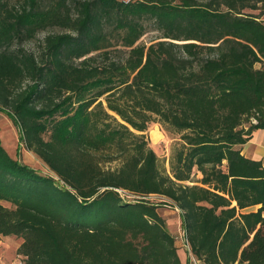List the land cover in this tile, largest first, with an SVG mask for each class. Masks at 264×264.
<instances>
[{
    "label": "trees",
    "instance_id": "trees-1",
    "mask_svg": "<svg viewBox=\"0 0 264 264\" xmlns=\"http://www.w3.org/2000/svg\"><path fill=\"white\" fill-rule=\"evenodd\" d=\"M263 11L264 0H0V106L52 173L0 140V240L23 239L25 264H183L159 195L181 210L199 264H264V163L241 149L264 129ZM153 123L179 135L170 171Z\"/></svg>",
    "mask_w": 264,
    "mask_h": 264
},
{
    "label": "rangeland",
    "instance_id": "rangeland-1",
    "mask_svg": "<svg viewBox=\"0 0 264 264\" xmlns=\"http://www.w3.org/2000/svg\"><path fill=\"white\" fill-rule=\"evenodd\" d=\"M206 1V0H201ZM10 4L18 3V0H9ZM261 10H246V13L260 15ZM260 20L264 22V11ZM59 29H49L48 32H58ZM46 35V32L40 33L34 41L27 42L25 48L31 51L37 49L38 43ZM157 32L149 30L143 38L141 43H149L151 40L157 37ZM158 132V133H154ZM147 135L151 142V146L157 153L160 159V165L162 169L170 171V158L174 145L179 141V135L173 133H167L162 127L157 124H151ZM0 140L3 147L8 154L19 161L20 163L27 165L36 170L41 175L52 174L47 165L33 152L26 149L23 134L21 128L16 121V118L8 111L0 106ZM201 178V175L193 176V182H188L190 185L200 184L197 182ZM125 195L127 193H124ZM124 195V196H125ZM127 199H135L133 195H126ZM149 199L155 203L160 204L158 211L163 217L166 223L168 231L176 238V245L178 248V254L183 264H199L195 257L191 253L190 246L186 242L185 232L183 229V221L181 217V210L175 206L170 199L152 195ZM7 207L13 208L14 206L9 202H3ZM256 207L250 208L247 211H254ZM23 239L17 236H5L0 240V264H25V258L18 254V249L22 244Z\"/></svg>",
    "mask_w": 264,
    "mask_h": 264
},
{
    "label": "crops",
    "instance_id": "crops-1",
    "mask_svg": "<svg viewBox=\"0 0 264 264\" xmlns=\"http://www.w3.org/2000/svg\"><path fill=\"white\" fill-rule=\"evenodd\" d=\"M241 149H242L243 154L246 157L254 159V160H260L264 163V129L256 130L253 133L252 138L249 140V142L241 146ZM254 207L258 209L260 208V205L254 206ZM250 208H253V207H250ZM248 209H246L245 212H250V211H247Z\"/></svg>",
    "mask_w": 264,
    "mask_h": 264
},
{
    "label": "built area",
    "instance_id": "built-area-1",
    "mask_svg": "<svg viewBox=\"0 0 264 264\" xmlns=\"http://www.w3.org/2000/svg\"><path fill=\"white\" fill-rule=\"evenodd\" d=\"M125 1L128 3V2H130V1H132V0H125Z\"/></svg>",
    "mask_w": 264,
    "mask_h": 264
},
{
    "label": "bare ground",
    "instance_id": "bare-ground-1",
    "mask_svg": "<svg viewBox=\"0 0 264 264\" xmlns=\"http://www.w3.org/2000/svg\"><path fill=\"white\" fill-rule=\"evenodd\" d=\"M154 133H158V132H154Z\"/></svg>",
    "mask_w": 264,
    "mask_h": 264
}]
</instances>
